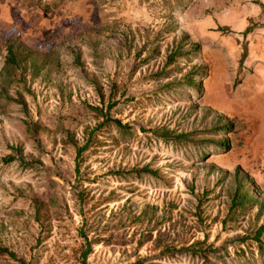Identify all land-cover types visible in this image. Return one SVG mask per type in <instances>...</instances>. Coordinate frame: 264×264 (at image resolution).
<instances>
[{"label": "rangeland", "instance_id": "obj_1", "mask_svg": "<svg viewBox=\"0 0 264 264\" xmlns=\"http://www.w3.org/2000/svg\"><path fill=\"white\" fill-rule=\"evenodd\" d=\"M263 224L264 0H0V245L264 264Z\"/></svg>", "mask_w": 264, "mask_h": 264}, {"label": "trees", "instance_id": "obj_2", "mask_svg": "<svg viewBox=\"0 0 264 264\" xmlns=\"http://www.w3.org/2000/svg\"><path fill=\"white\" fill-rule=\"evenodd\" d=\"M251 30V27H247L245 29V32L247 31H250ZM180 48H181V45H177V47L174 49L173 52H171L168 56H167V60H166V63L165 64H170L172 63V61H174V57L181 53L180 52ZM6 51H7V57H6V61L7 63L11 64V63H14L15 61V58H16V52H15V46L12 42H8L7 45H6ZM116 123H119L117 120H114ZM230 124H225V126H223L224 128L226 129H229L230 128ZM86 145H83L81 147H78L77 148V152H81L83 150L86 149ZM236 181H238V186L237 188L235 189V192H234V197H237L239 196V192H240V184H241V179H237ZM261 231H264V224L261 225L258 230H257V233L255 235V240L258 241V249L260 251H263L264 249V244L263 242H261V240L259 239V235L261 233ZM216 248H214V250H212L213 252L215 251ZM0 255H8L10 256L12 259L16 260L19 264H29L28 262H25L24 259H22L21 257H18L14 251L10 250L8 247H5V246H2L0 245ZM204 257H206V253L204 252ZM135 264H140V262L138 261L137 263Z\"/></svg>", "mask_w": 264, "mask_h": 264}, {"label": "crops", "instance_id": "obj_3", "mask_svg": "<svg viewBox=\"0 0 264 264\" xmlns=\"http://www.w3.org/2000/svg\"><path fill=\"white\" fill-rule=\"evenodd\" d=\"M256 108H257V105L252 104V108L248 109V111H247L248 113H246V114L248 115V118H250L252 120L256 119L258 122H260L261 121L260 117H258L256 112H255ZM259 127H260V124H259Z\"/></svg>", "mask_w": 264, "mask_h": 264}]
</instances>
